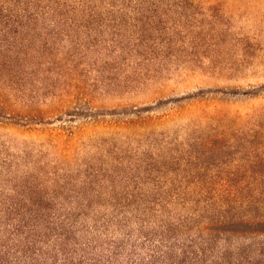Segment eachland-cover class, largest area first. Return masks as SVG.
Masks as SVG:
<instances>
[{
  "label": "rangeland",
  "instance_id": "obj_1",
  "mask_svg": "<svg viewBox=\"0 0 264 264\" xmlns=\"http://www.w3.org/2000/svg\"><path fill=\"white\" fill-rule=\"evenodd\" d=\"M95 5L0 20V216L134 213L117 202L210 184L235 202L212 246L264 264V0Z\"/></svg>",
  "mask_w": 264,
  "mask_h": 264
},
{
  "label": "trees",
  "instance_id": "obj_2",
  "mask_svg": "<svg viewBox=\"0 0 264 264\" xmlns=\"http://www.w3.org/2000/svg\"><path fill=\"white\" fill-rule=\"evenodd\" d=\"M107 1L114 8L121 0ZM95 4L96 0H73L72 5L60 0H0V20L69 19L77 12L93 20L99 15ZM221 187L226 191L229 186ZM190 189L195 198L188 197ZM176 191L169 198L117 202L121 209L135 205L134 213L97 212L93 218L84 212L0 216V264H237L212 246L216 235L229 233L222 207L235 202L207 197L216 191L210 184H180ZM173 206L187 214L172 212ZM217 209L215 222L207 224L205 213Z\"/></svg>",
  "mask_w": 264,
  "mask_h": 264
}]
</instances>
